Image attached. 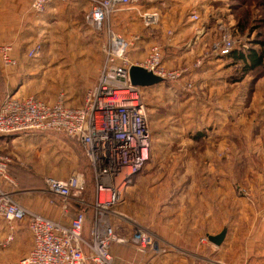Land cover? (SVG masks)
Instances as JSON below:
<instances>
[{"label":"rangeland","instance_id":"1","mask_svg":"<svg viewBox=\"0 0 264 264\" xmlns=\"http://www.w3.org/2000/svg\"><path fill=\"white\" fill-rule=\"evenodd\" d=\"M162 2V7L157 6L162 18L157 37L168 77L155 87L141 88L149 114L152 149L140 178L148 182L128 195V206L122 211L125 217L116 220L130 222L135 227L133 231L145 229L154 235L160 264H264V133L252 129L249 121L253 113L245 114L248 104L243 103L245 99H264V0ZM162 2L133 0L130 6L120 7L115 14L131 13L134 29L128 32L131 36L125 28L123 33L115 32L126 40L135 38L145 29L141 13ZM82 4V27L91 31L86 17L92 3ZM64 15L48 23L52 37L40 39L41 54L36 59L20 60L28 74L17 73V59L16 68L2 65L0 105L10 95L34 96L55 103L64 94L68 107L71 93L85 98L88 91H71V58H65V54L71 56V50L85 49L79 44L94 43L95 56L102 57L101 71L105 62L102 47L107 37L93 31L91 35H76L71 28L75 20L71 22L67 12ZM14 21L9 14L8 24ZM113 25L111 17L106 28L114 30ZM225 37L234 41V50L247 55L254 50L262 57L263 65L248 71L245 63L222 56L219 49ZM150 50L130 51L141 56L130 55L131 63H144ZM172 72L184 74L171 79ZM5 78L12 80L9 83ZM238 101L242 107H236L234 114ZM22 141L15 145L0 142V155L10 161L9 181H1L6 189L0 186V196L11 195L16 203L22 196L43 198L52 205L40 191L44 179H66L76 172L85 174L88 192L95 193L94 169L80 141L54 133ZM185 163L201 166L197 177L195 171L190 177L197 180L201 195L197 204H183L182 211L167 202L170 194H165L163 187L169 182L174 193V186H185L184 178L164 182L169 174L184 176L185 171H172L171 167ZM149 185L155 186L154 191L145 189ZM54 206L63 210L59 203ZM166 214H172L173 219H166ZM93 221L85 227L87 238ZM225 229V241L216 247L209 236L220 235ZM130 239L125 246L112 248L116 264H125L127 259L133 260L132 264H143L150 255L139 256Z\"/></svg>","mask_w":264,"mask_h":264},{"label":"built area","instance_id":"2","mask_svg":"<svg viewBox=\"0 0 264 264\" xmlns=\"http://www.w3.org/2000/svg\"><path fill=\"white\" fill-rule=\"evenodd\" d=\"M66 1V0H61ZM54 0H32L30 10L42 14ZM133 0H91L87 22L95 34L106 35L103 46L105 62L95 86L85 96L80 108L67 106L61 94L53 104L34 96L17 98L7 96L0 105V136L54 133L78 140L94 169L95 195L90 206L85 200L87 179L76 172L65 180L44 179L43 192L50 196L52 205H62L65 215L73 218L64 225L30 212L16 203L11 195L0 196V216L14 228L15 223L27 221L34 238V247L23 264H115L112 247L129 242L117 234L113 218L125 217L116 211L135 176L146 167L152 149V133L147 107L141 97V88L131 83L130 68L139 66L166 80L163 50L151 49L146 61L132 64L129 51L133 44L107 29V24L120 7H128ZM146 29L157 28L159 13H141ZM195 20L198 18L193 16ZM235 47L225 37L219 51L228 56ZM13 45L0 47V58L7 69L16 68ZM42 52L39 44L29 50L27 57L36 59ZM183 72H172L171 79L180 78ZM10 161L0 155V180L9 181ZM92 208L94 221L90 235L84 234L87 213ZM14 239L11 234L6 243ZM135 249L147 256L155 252L157 242L149 231L136 229L130 239ZM145 264H158L152 258Z\"/></svg>","mask_w":264,"mask_h":264},{"label":"crops","instance_id":"3","mask_svg":"<svg viewBox=\"0 0 264 264\" xmlns=\"http://www.w3.org/2000/svg\"><path fill=\"white\" fill-rule=\"evenodd\" d=\"M89 1V0H88ZM159 2V0H156ZM32 0H0V46L4 45H14V51H13V58L19 60V70L17 69V73L20 74H28L26 71V68L21 64V59L28 58L27 53L29 50L33 49L35 46L42 43L40 39H43L44 37L50 38L52 37L50 28H49V22L52 20H59L65 18V12L69 14L67 18L69 17L71 19V22L73 19L75 22L73 23L72 31L76 35H84V33H87L91 35V31L86 28L82 27L83 24V6L82 3H90L86 0H75L74 2H68L63 3L61 0H54L52 4L47 6L45 11L42 14H36L33 12H30V5ZM62 2V3H60ZM162 2V0H160ZM155 3V2H154ZM164 3H158L156 4V7L153 8V10H146L143 12H151V13H159L160 11L157 10L158 7H162ZM158 6V7H157ZM135 9L140 13L139 7H135ZM72 12V14H71ZM90 12V11H89ZM142 12V13H143ZM10 14V18L14 19V23L8 24V17ZM89 13L87 14L88 17ZM114 15V16H113ZM113 20H114V30L118 33H123L125 29H127V33L130 30L134 29L133 26V18L131 13H124V14H113ZM161 16V14H160ZM86 17V20H87ZM162 20V18H161ZM53 23V22H52ZM161 23V22H160ZM87 24V23H86ZM132 25V27H131ZM144 27V26H143ZM162 27V26H161ZM125 28V29H124ZM145 28V27H144ZM160 29V28H159ZM157 28L153 29H144V32L141 34H138L135 38L128 37V42H130L132 45L130 51H135L139 48H145L152 49L155 46H159V34L161 32ZM116 32V33H117ZM130 36L131 33H128ZM148 35V36H147ZM2 36V37H1ZM106 44V43H105ZM104 44V45H105ZM42 45V44H41ZM44 45V44H43ZM103 45V46H104ZM79 47H83L85 49H75L71 50V56H67L69 54H65V58H71V91H89L91 90L95 84L97 83L98 77H99V66L102 63V57H96L94 53V48H96V45L94 43L88 42L79 44ZM162 48V47H161ZM163 50V48H162ZM103 51V47H102ZM129 51V58L130 55L133 58H138L140 55L136 54H130ZM151 51V50H150ZM22 52V53H21ZM104 54V52H103ZM147 55V54H146ZM164 56V55H163ZM141 57V56H140ZM164 61V60H163ZM2 62L0 58V69L3 71L2 68ZM25 69V70H24ZM8 76V74H7ZM12 78V77H11ZM5 78L6 81H10L14 78ZM73 93H71V108H79L83 107L85 98L83 96H77L74 97ZM22 97V96H21ZM49 104H53L54 102H48ZM242 102L238 101L234 104V110L233 113L236 114V107H242ZM243 103H247L248 107L244 110V113L247 114L246 111H249L253 113V117L249 123L252 125V129L254 131L264 133V99L263 100H244ZM245 107V106H244ZM43 134L38 133H30V134H20V135H14V136H0V142L4 145L13 144L21 142L24 139H30L35 138ZM264 136V135H263ZM23 142V141H22ZM88 159V158H87ZM172 171H185L184 176L183 175H177V174H169L167 178L164 179V182L168 180V178H174L176 181H181V179L178 178H184L185 179V186L184 185H178L174 186L175 192H172V188L169 182L164 185L163 190L165 191V194H170L169 200H167L168 203L171 204V207H175L180 210H184L183 204H197L199 202V196L201 195V191L197 189V180L196 179H190L191 173L195 171V177H197L198 171H201V166L197 164H191V163H185L179 166H172ZM144 174L141 173L138 176H135L132 180V183L128 187L124 203L121 204L118 209L116 208V211L119 213H123L124 209L127 208V200L128 195L130 193H133V191H136V188H141L142 185L145 183L144 181L148 182V179L144 180L143 178H140ZM194 175V174H193ZM51 177V176H47ZM55 179H59L56 177H51ZM67 179V178H66ZM182 179V181L184 180ZM59 180H65V179H59ZM3 180H0V186L3 187L2 182ZM191 183H190V182ZM184 183V182H182ZM188 183L190 185L188 186ZM140 184V185H139ZM43 187L40 188V191L47 196L50 199V196L45 194L43 190L45 189V185H42ZM6 189L5 187H3ZM152 188L153 191L155 189V186H146L145 189ZM170 189V190H168ZM177 189V190H176ZM39 190V189H38ZM93 190H90V193L86 192L85 200L87 203L92 206L94 204V195L92 192ZM177 192V193H176ZM148 193V191H147ZM177 197H176V196ZM173 197V198H172ZM17 200V199H16ZM18 203L23 206L24 208L35 212L38 215H41L43 217H46L50 220H53L55 222H60L64 225H69L70 220L73 218V209H71V216L65 215L64 211L60 208L61 212L59 211L57 206L48 204L43 198H29L28 196H22L18 198ZM58 204V202H57ZM173 204V205H172ZM165 208L167 206L165 205ZM123 211V212H122ZM124 215V214H122ZM166 219H173L172 214H166ZM68 219V220H67ZM94 219V211L92 208L89 209L87 213V221L85 224V227L88 228L90 225V222ZM119 220H116L113 218V223L117 227V234L120 237H124L127 239L132 238L134 235L136 229L130 222H127L123 220V222L119 223ZM90 230V228H89ZM91 231V230H90ZM131 231L133 233H131ZM87 231L84 229V234L86 235ZM125 232H128L127 235H124ZM13 234L14 239L12 242H9V244L4 247L3 245L6 243L7 238ZM87 236V235H86ZM115 246H125V245H115ZM34 247V238L33 235L29 229V226L27 224V221L17 222L14 225V228L12 229L11 226L6 222L4 218L0 216V264H23L32 252ZM135 248V247H134ZM157 246L155 252H151L150 255H148L147 258H144L143 264H145L148 260L152 258L156 263H159V253L157 252ZM135 252L138 253L140 256H144L143 254L139 253L136 249ZM113 255V253H112ZM115 255V254H114ZM114 260H116V256H114ZM133 260L127 259L125 264H132ZM116 264V263H115Z\"/></svg>","mask_w":264,"mask_h":264},{"label":"water","instance_id":"4","mask_svg":"<svg viewBox=\"0 0 264 264\" xmlns=\"http://www.w3.org/2000/svg\"><path fill=\"white\" fill-rule=\"evenodd\" d=\"M129 74L131 83L140 88L155 87L164 82L163 79L139 66H132ZM226 236L227 229H225L220 235L209 236V241L216 247H220L224 243Z\"/></svg>","mask_w":264,"mask_h":264},{"label":"trees","instance_id":"5","mask_svg":"<svg viewBox=\"0 0 264 264\" xmlns=\"http://www.w3.org/2000/svg\"><path fill=\"white\" fill-rule=\"evenodd\" d=\"M235 49V48H234ZM232 50V52L227 56L236 59L240 63H245V70L253 71L255 69L260 68L263 65L262 57L256 53L254 50L251 51L248 55L243 53V51ZM118 245V244H115ZM113 245V247L115 246ZM112 247V248H113Z\"/></svg>","mask_w":264,"mask_h":264}]
</instances>
